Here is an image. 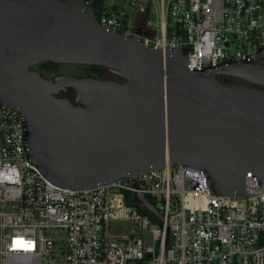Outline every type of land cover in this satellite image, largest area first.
I'll use <instances>...</instances> for the list:
<instances>
[{"label": "water", "instance_id": "95a60500", "mask_svg": "<svg viewBox=\"0 0 264 264\" xmlns=\"http://www.w3.org/2000/svg\"><path fill=\"white\" fill-rule=\"evenodd\" d=\"M185 52L112 31L85 0H0V104L17 108L28 159L60 187L177 164L201 171L219 195L264 184V45L211 67L190 66ZM45 61L100 65L121 80L32 69ZM68 89L72 97L60 95ZM134 183L139 203L167 226L161 252L166 217Z\"/></svg>", "mask_w": 264, "mask_h": 264}, {"label": "built area", "instance_id": "2783aa9c", "mask_svg": "<svg viewBox=\"0 0 264 264\" xmlns=\"http://www.w3.org/2000/svg\"><path fill=\"white\" fill-rule=\"evenodd\" d=\"M149 3L159 24L143 6L146 23L134 27L128 8L137 0H107L97 18L154 49H186L193 67L246 59L264 45V0ZM158 29L160 38L149 36ZM134 180L166 217L161 252L167 226L139 203ZM0 264H264V184L219 195L201 171L177 164L88 189L60 187L28 159L17 108L0 104Z\"/></svg>", "mask_w": 264, "mask_h": 264}, {"label": "rangeland", "instance_id": "374dc122", "mask_svg": "<svg viewBox=\"0 0 264 264\" xmlns=\"http://www.w3.org/2000/svg\"><path fill=\"white\" fill-rule=\"evenodd\" d=\"M118 3L124 4L126 6H129V2L132 0H116ZM143 6H149L150 7V17L152 18V22L154 24H159L160 17H159V11L158 7L154 3H149V0H137V5L134 6V9H132L131 6H129V11L131 14V19L134 24L135 28H139L142 23H146V16L147 14H144L140 12L141 7ZM146 30V29H145ZM149 36H154L155 39L160 38V30L158 29L156 31H150L147 30ZM37 70L42 72L45 76L47 77H54L57 74H67V75H73V76H85L87 75L86 73V65L82 64H59L58 68L56 70H51V71H45L41 69L39 66L36 67ZM104 77L114 79L117 75L106 71L103 75ZM116 79V78H115ZM220 80L226 84H231V85H239V86H244L241 85L240 83H243V79L240 81L236 77L232 76H220Z\"/></svg>", "mask_w": 264, "mask_h": 264}, {"label": "trees", "instance_id": "16d2710c", "mask_svg": "<svg viewBox=\"0 0 264 264\" xmlns=\"http://www.w3.org/2000/svg\"><path fill=\"white\" fill-rule=\"evenodd\" d=\"M107 4V0H88V5L94 10L96 16L99 18V13L103 10V7ZM41 69L45 71L56 70L59 64L45 61L38 65ZM107 70L105 67L100 65H86V73L87 75H96V76H103ZM73 92L72 89H68ZM72 97V96H71Z\"/></svg>", "mask_w": 264, "mask_h": 264}, {"label": "flooded vegetation", "instance_id": "af4514ba", "mask_svg": "<svg viewBox=\"0 0 264 264\" xmlns=\"http://www.w3.org/2000/svg\"><path fill=\"white\" fill-rule=\"evenodd\" d=\"M37 66L38 65L33 66L32 69H36ZM115 78H114L115 80H119V81L121 80V78L118 75ZM238 80L240 81L241 79L238 78ZM240 84L244 85V86H254L255 87V85H253V84H251L250 82H247V81H243V83H240ZM60 95L71 97V96H73V92H71L70 90H67L65 92H62Z\"/></svg>", "mask_w": 264, "mask_h": 264}]
</instances>
